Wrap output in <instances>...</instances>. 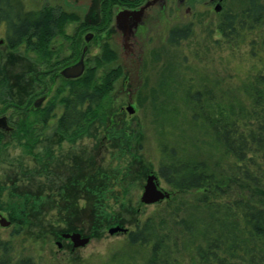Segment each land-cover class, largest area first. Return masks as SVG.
I'll list each match as a JSON object with an SVG mask.
<instances>
[{
  "label": "rangeland",
  "instance_id": "rangeland-1",
  "mask_svg": "<svg viewBox=\"0 0 264 264\" xmlns=\"http://www.w3.org/2000/svg\"><path fill=\"white\" fill-rule=\"evenodd\" d=\"M236 1L222 0L221 11L216 13L208 0H184L180 8L169 0L162 13L153 14L146 31L141 30V65L136 79L132 67L136 63L129 60L121 69L118 54L111 62L96 65L105 46L117 52L107 36L117 4L111 6L110 22L82 30L80 24H84L89 0H18L24 13H37L47 6L74 12L79 18L65 23L49 44L47 58L27 45L14 51L6 49L0 30V117L6 116L13 127L10 133L0 131V217L9 222L0 225V239L10 244L15 259L30 257L36 264H148L150 245H131L126 234L138 221L164 213L175 197L157 174L162 145L177 147L176 141L184 132V155L206 157L190 146L196 130L189 128V114L179 99L180 91H165L164 79L168 77L169 87L181 76L186 86V79L192 78L195 88L204 79L209 87L216 80L221 88L228 89V85L240 86L251 72L261 68L259 60L249 54L250 35L243 44L229 43L218 31L220 14ZM96 10L90 13L94 19L100 9ZM99 15L102 21L101 11ZM188 24L192 26L191 37L179 47L171 46L167 41L169 29ZM89 30L93 38L87 44L84 73L95 69L97 82L111 70L120 69L121 73L102 102L98 117L81 135L65 138L57 131L62 112L57 105L46 127L40 129L34 123L33 134L25 136L20 122L32 120L37 100L46 96L40 105L44 107L54 96L64 80L60 71L76 62ZM172 65L175 72L170 77ZM125 68L133 73L123 82ZM173 107L178 112H173ZM152 173L169 197L145 204L141 196ZM102 190L105 193L98 201ZM101 210L107 213L106 220H102ZM113 227L124 231L109 234ZM73 232L88 237V243L73 248L70 239L63 237ZM187 254L179 247L172 256L188 264Z\"/></svg>",
  "mask_w": 264,
  "mask_h": 264
},
{
  "label": "trees",
  "instance_id": "trees-1",
  "mask_svg": "<svg viewBox=\"0 0 264 264\" xmlns=\"http://www.w3.org/2000/svg\"><path fill=\"white\" fill-rule=\"evenodd\" d=\"M129 1L101 2V23L110 22L113 4L137 7L145 0ZM78 18L74 12L47 6L37 13H24L18 0H0V30L3 44L10 51L27 45L47 58L51 41L63 31L66 22ZM86 26L80 24L82 30ZM217 28L229 43L243 44L250 35L249 54L259 60L261 68L251 72L240 86L228 85V89L221 88L216 80L209 87L204 79L195 88L192 78L186 79V86L181 76L178 81L173 80L170 88L168 77L164 79L165 91H180L179 99L189 114V128L196 130L190 146L196 153L203 151L206 157L184 155V132L179 143L176 141L177 147L162 145L157 174L175 197L164 213L138 221L126 234L131 245H150L148 264H181L172 256L179 247L188 253V264H264L263 0H237L220 14ZM191 35L190 24L175 26L169 29L167 41L179 47ZM104 49L97 66L116 58L110 48ZM174 72L172 65L169 76H174ZM120 74V69L111 70L97 82L95 69H88L77 79L63 80L44 107L32 109L31 121L20 122V130L30 136L34 123L40 129L46 127L58 105L62 112L57 131L69 139L81 135L98 117L102 102ZM172 111L178 112L176 107ZM242 189L246 191L244 195ZM103 192H99L98 201ZM192 193L191 197L179 198ZM100 214L102 220L107 219V213L101 210ZM0 264L36 262L30 257L15 259L10 244L0 239Z\"/></svg>",
  "mask_w": 264,
  "mask_h": 264
},
{
  "label": "water",
  "instance_id": "water-1",
  "mask_svg": "<svg viewBox=\"0 0 264 264\" xmlns=\"http://www.w3.org/2000/svg\"><path fill=\"white\" fill-rule=\"evenodd\" d=\"M100 0H92V6L90 8L89 13L95 8H98ZM169 0H145L143 4L138 6L133 10L122 9L117 12L114 16V25L113 30L114 33L112 35L113 42L118 44L121 49H124L125 54L128 53L132 48H134L135 43L137 42L136 32L139 26L147 27L152 20L154 19V13H162L166 4ZM215 0H209V2H213ZM221 1L219 0L215 6L214 11L219 13L221 11ZM184 4V0H175L176 8H180ZM186 12H189V9H186ZM92 38V34L88 33L84 40L85 42H89ZM86 51V47L83 48V54L79 61L75 64L65 67L60 71V74L65 79H77L79 78L84 71V61L83 56ZM45 99V97H41V99L37 100L34 103V107L38 108L41 105V102ZM129 113L133 112L131 105L128 106ZM0 130L5 132H11L12 127L9 126L7 122L6 116L0 117ZM169 197V193L159 188V184L157 181V177L155 174H150L146 178V183L144 185L143 193L141 196V201L145 204H153L163 199ZM9 224L8 221H5L3 217H0V225L7 226ZM124 231L120 227H113L109 229V234H113L116 232ZM63 237L70 239L72 242L73 248L83 247L85 246L89 238L81 237L79 233H71V234H63Z\"/></svg>",
  "mask_w": 264,
  "mask_h": 264
},
{
  "label": "flooded vegetation",
  "instance_id": "flooded-vegetation-1",
  "mask_svg": "<svg viewBox=\"0 0 264 264\" xmlns=\"http://www.w3.org/2000/svg\"><path fill=\"white\" fill-rule=\"evenodd\" d=\"M90 1V3L88 4V11L85 13L86 15L84 16V18H83V20H84V23H86V28H91L92 29V27H96L97 25H99L100 23H101V18H100V10H101V2H103L104 0H100L99 1V5H98V8L100 9L99 10V12L98 13H95V15H96V19H94V17H91L90 16V13H89V11H90V8H91V6H92V0H89ZM129 1V0H128ZM175 1V0H174ZM219 0H215V1H213V2H209V0H208V2H209V4L210 5H214L215 6V4L218 2ZM130 2V1H129ZM144 3V2H143ZM142 3V4H143ZM75 4H76V2H75ZM138 6H140V5H138ZM137 6V7H138ZM137 7H128V6H121V5H115L114 6V9H113V11H114V15H113V21H112V24L109 26V28H108V30H107V36L111 39V41H112V43L115 45V47L117 48V52H115L114 50H112V49H110V50H112L113 52H115L116 54H118V57L120 58V61H121V63H122V67H121V69H124V67H126L127 65H128V63H129V60H131L133 63H136V64H132V67H134V69H135V72H136V76H135V78L137 79L138 78V67L141 65V61H139V59H140V55L142 54V37H141V30L142 29H145V31H146V28H148L149 26H150V24L147 26V27H143V26H139L138 27V29H137V32H136V36H137V42L135 43V45H134V48H132V50H130L128 53H126L125 54V51H124V49H121L120 48V46L118 45V44H116V43H114L113 42V37H112V35H113V33H114V30H113V25H114V16H115V14L117 13V12H119L120 10H122V9H129V10H133V9H135V8H137ZM153 21V20H152ZM88 33H91L92 34V38H93V33L91 32V30H89L88 31ZM87 33V34H88ZM146 33V32H145ZM86 34V35H87ZM85 35V36H86ZM85 36H84V38H85ZM143 36H144V34H143ZM84 38H83V40H84ZM91 38V39H92ZM91 39H90V41H91ZM89 41V42H90ZM89 42H85V40H84V43H85V45L83 46V48L84 47H86V51H85V53H84V56H83V61H84V64H85V55H86V52H87V44L89 43ZM83 48H82V50H81V54H80V56L78 57V59L76 60V62L77 61H79V59L81 58V56H82V54H83ZM105 48V47H104ZM104 51V50H103ZM76 62H74V63H71V64H69V65H66L65 67H68V66H71V65H73V64H75ZM84 69H85V67H84ZM83 73H84V71H83ZM132 73H133V71H131V69H129V68H125V70H124V79H123V82H125V81H127L129 78H131L132 77ZM59 76L60 77H62L61 76V74H59ZM63 78V77H62ZM64 80H71V79H65V78H63ZM43 97H45L46 98V96H43ZM45 100V99H44ZM41 106H39L38 108H40ZM34 109H37V108H35L34 107ZM8 122V121H7ZM9 124V123H8ZM12 127V126H11ZM0 131H3V130H0ZM12 131H13V127H12ZM11 131V132H12ZM7 133V132H6ZM8 133H10V132H8ZM60 246V245H59Z\"/></svg>",
  "mask_w": 264,
  "mask_h": 264
}]
</instances>
